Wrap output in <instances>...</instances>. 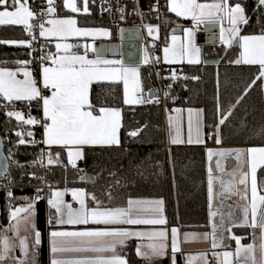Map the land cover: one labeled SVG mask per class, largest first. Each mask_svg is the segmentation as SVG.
Listing matches in <instances>:
<instances>
[{"label":"snow or ice","instance_id":"1","mask_svg":"<svg viewBox=\"0 0 264 264\" xmlns=\"http://www.w3.org/2000/svg\"><path fill=\"white\" fill-rule=\"evenodd\" d=\"M64 7L73 13H79L81 9L77 6V0H63ZM48 8L46 14H54L56 8L54 0H47ZM83 12L88 13V0H83ZM260 5H264V0H259ZM0 26L14 25L22 26L23 30L31 39L29 41H0V43L17 44L31 47L32 41L36 39L34 29H39V36L44 38L55 37L59 41H67L70 37H96L108 36L109 32L104 29H82L77 27V20L48 19L44 22L33 24L36 18L28 6V0H0ZM170 11L180 17H190L194 24L198 25L206 20L214 22L227 21L228 28H221V42L231 46L237 39L240 31L238 25L247 23L244 9L240 3L232 6L229 0H213L211 3L198 2V0H170ZM154 29L148 26V33L152 35ZM185 36L187 43L177 46L176 36L172 37L173 45L165 47L164 60L167 63L182 62L187 58L189 64L200 63L199 49L195 48L193 42V30L186 29ZM240 47L243 51L240 58L235 63L246 65H258L259 75L256 79L264 78V34L243 36L239 38ZM56 52L48 53L41 57L42 63V85L43 89L49 90L50 95H43L38 87L36 79L27 70V65L31 61H18L24 66L23 70L16 71L7 68H0V98L13 103L16 101L27 102L29 105L33 101H42L44 128V143L48 146L58 145L67 149L69 163L75 167L76 161L83 157L85 146L114 145L119 144L118 132L121 127V111L117 108L100 107L96 108L90 99V89L94 82L112 81L123 82L124 103L140 104L142 99V86L138 68L124 67L120 61L102 59L97 55L96 59H88L87 50L89 45L85 44V54L80 55L74 52V48H79V44L58 42L55 45ZM93 52L97 49L91 48ZM48 62V63H45ZM148 57L145 56V63ZM23 79H19V75ZM175 79V73H173ZM255 83V81H253ZM167 95V93H165ZM151 102V100L147 101ZM179 111V110H177ZM231 113H229L230 115ZM9 117H14L17 121L26 125H36L41 121L29 116L25 118L22 111H9ZM199 112L195 113L193 120V110L189 109L188 143H202L200 139L201 122ZM227 117L220 119L223 124ZM173 118L169 117L171 125ZM195 132L196 140L193 141L192 134ZM18 136L21 133H17ZM32 133L28 132V136ZM135 137L138 132L130 133ZM177 136L173 137L171 143L182 142ZM25 141L20 140L23 144ZM219 143V140H217ZM237 157L242 155L244 150H236ZM249 154L250 173L241 171L239 179L236 173L227 174V179L214 176L212 169H209L208 194L210 209L213 208L211 201L214 199V185L219 182L220 195L228 197L239 193L237 185H244L242 199L247 203L242 208L243 224L253 229L254 242L248 245L241 244V238L232 236L236 242L234 251H213L212 255L217 259L218 264H264V195H258V185L256 172L258 166H264V148L247 149ZM57 157L59 153L56 154ZM213 155L223 157L224 152H208L209 159ZM48 164L52 165L54 160L51 153L48 154ZM217 168L220 169V162L217 161ZM223 171L222 169H220ZM251 177V198L248 199V181ZM83 179V177H82ZM260 187L264 189V184ZM42 189H37L35 198L29 200L22 206L15 207L10 211V225L0 233V264L11 258L13 264H36V256L41 244V232L35 223L36 203L42 199L39 193ZM63 191H53L47 203L54 212L50 213L49 223L55 221L56 225L78 226L94 225L95 227H85L81 230H52L50 236V252L52 259L50 264H127V261L117 254L118 247H124L129 239L136 238L142 241L137 246V254L151 259L155 256L165 254L168 247V232L166 230H133L127 226H156L165 225L166 219L163 217L162 200H133L127 201L126 207L108 208L101 207L95 195L91 199L96 202V206L89 208L86 202L87 193L82 189H73L71 196L73 201L79 204L78 208H73L72 204L66 203L63 199ZM111 194L109 193V196ZM9 196L11 193L9 192ZM218 210H211L210 217L218 215ZM223 220V217H221ZM218 225L213 222L212 232L204 234H185L184 242L211 239L212 249L222 247L220 241L223 237L217 231ZM259 229V236L255 230ZM230 231V229H226ZM11 233L12 235H9ZM178 229L171 230V250L173 253L180 251L178 244ZM148 243H143L144 240ZM259 243H256V240ZM19 249L23 258L11 256L10 254ZM146 249V250H145ZM31 253V259L29 254ZM66 253H93V256L77 258H64ZM110 253L111 255H105ZM198 258L204 259L207 264L206 254L201 253L200 257L190 256L189 264Z\"/></svg>","mask_w":264,"mask_h":264},{"label":"trees","instance_id":"2","mask_svg":"<svg viewBox=\"0 0 264 264\" xmlns=\"http://www.w3.org/2000/svg\"><path fill=\"white\" fill-rule=\"evenodd\" d=\"M164 1V0H163ZM233 3V2H231ZM248 22L241 24L240 35L263 34L264 15L252 9L251 0L242 2ZM164 3V14H165ZM61 14H70L61 11ZM79 25L108 27L113 30L106 16L91 6L88 16L77 15ZM165 28H163L164 30ZM163 33V31H162ZM114 39L115 34L112 33ZM29 40L22 27L0 26V41ZM163 34V43L165 41ZM47 43V51H52ZM238 45L224 47L203 44L200 48L202 60L197 64L174 66L184 74L183 79L172 84L164 100L166 110L175 107L201 108L203 111L205 146L171 147V168L164 162L162 150V110L153 99H146L139 106L123 103L121 86L114 83L91 85L90 99L98 109L116 107L121 110L122 124L120 146L116 148H87L75 167L70 166L63 152L61 158L46 168L47 192L36 203L37 225L42 232L38 258L46 263V240L44 221L47 213L46 199L51 188L79 187L87 193V205H96L91 199L95 195L101 207L121 205L131 197L167 198L170 221L181 229L205 230L209 225V199L207 187L206 146L218 144L225 147L264 146V93L258 65L235 63ZM31 47L10 46L0 43V66L13 67L18 61L33 59ZM205 59L216 63H204ZM38 69L34 70L37 75ZM141 80L146 94L156 90L152 67L140 66ZM255 81V83H253ZM151 100V102H147ZM229 113H231L229 115ZM227 117L220 124L222 117ZM29 116H25L28 118ZM10 143L4 151L18 162L10 167L9 174L17 183L37 185L40 180L30 175H40L35 161L41 155L36 139L39 129L17 120H5ZM137 131L138 135L129 133ZM21 133L20 136L17 133ZM28 132L32 135L28 136ZM23 139L25 142L20 143ZM219 140V143H217ZM36 173V174H35ZM168 174H171L168 175ZM83 177V179H82ZM257 177H264V166L257 170ZM109 193L111 194L109 196ZM30 189L15 190L12 197L0 194V233L7 229V211L18 204L23 196L32 197ZM233 234L247 235L248 229L234 228ZM128 264H168L167 259L145 261L133 252L132 242L122 249Z\"/></svg>","mask_w":264,"mask_h":264},{"label":"crops","instance_id":"3","mask_svg":"<svg viewBox=\"0 0 264 264\" xmlns=\"http://www.w3.org/2000/svg\"><path fill=\"white\" fill-rule=\"evenodd\" d=\"M245 0H229V3L234 6L236 3H240L241 7L244 9V6L242 5V2ZM233 2V3H231ZM165 3V7H166V0H164ZM55 8H56V12L54 14L48 15L45 23L46 27H49V25L47 24V20L48 19H67V18H73L77 20V15L79 16H88L91 14V6H94L93 4H91V2L88 0V13H84L83 12V0H77V6L81 9V11L79 13H73L71 12L69 9H66L64 7V3L63 0H56L55 4H54ZM4 6H0V10H3ZM61 11H66L69 12L70 14H61ZM244 15H245V10H244ZM164 19H165V25L166 26V22H173L176 18L171 15L168 12H165L164 14ZM207 22H214V21H206L203 23H200L197 25V27L199 26H203L205 23ZM153 23L155 25L154 22H150ZM218 25V32H217V36H218V41H217V45H222L224 47H230L225 45L224 43L221 42L220 39V33H221V23L220 22H215ZM243 24V23H242ZM153 25V26H154ZM2 26H14V25H2ZM18 27H22V26H18ZM77 27L82 28V29H104L107 30L109 32L108 36H96V37H70L67 41H59L57 40V38L55 37H49V38H44V37H40L39 36V31H38V37L44 41H48L51 46H52V51L50 53H55L56 50V43L58 42H67V43H71V44H79L80 47L79 48H74L73 51L77 52L80 55H84L85 54V48L83 47L85 44L89 45V49L87 50V57L88 59H96L97 55L95 54V52H93L91 50L92 47L95 48V45L97 43H107L110 41H115L116 36L114 37V39L112 38V33H114V31L108 27H96V26H87V25H79L78 24V20H77ZM240 27V26H239ZM23 28V27H22ZM198 30V29H197ZM196 30V41L198 43V38H197V33L198 31ZM115 34V33H114ZM264 34V33H263ZM27 35V33H26ZM251 35H260V34H250V35H240L238 33L237 36V45L239 48V53H238V57L236 58L239 59L240 58V54L243 51V49L240 47V43H239V38L243 37V36H251ZM28 36V35H27ZM25 41H29L28 39ZM165 43V41H164ZM5 45H10V46H21V45H17V44H8V43H3ZM199 44V47L201 48V46L203 44ZM233 46V44L231 45ZM26 47V46H24ZM142 50V47H141ZM102 59H106V60H114V61H120L124 67H129V68H138L139 69V76H140V81H141V86L143 89V85H142V80H141V72H140V66L142 65H148V63H142L141 60V55H140V63L139 64H124L122 62V59L120 58V56H109V55H105V56H100ZM162 62L167 65V66H179L181 64H189L184 63L182 61L181 64H168L164 61V59H162ZM199 60L200 62L203 61L201 54H200V50H199ZM235 60V61H236ZM26 61V60H25ZM150 61V60H149ZM197 64V63H196ZM243 64V63H240ZM0 68H7L9 70H13L16 71L17 69H21L23 70L24 66L22 64H17L13 67H2L0 66ZM27 70L30 71L33 75V77L36 79L38 87L41 88L42 90V94L47 96L50 95V91L43 89V85H42V67L38 69L37 75L34 74V70L27 66ZM19 79H23V75H19L18 76ZM262 81V85H263V93H264V78H261ZM96 83H114V84H119L121 86V91H122V97H123V103H124V85L123 82H112V81H101V82H94L93 84ZM142 99L144 101H146V99H150L148 94L145 93L144 89L142 91ZM154 101V98H153ZM39 102V107H40V112H41V116L43 118V110H42V101H38ZM145 103V102H144ZM125 104V103H124ZM143 103L140 104H125L127 106H139L142 105ZM108 108H116V107H108ZM119 109V108H117ZM189 109L193 110V120L196 119L195 113L199 112V119L201 122V132H200V139L203 141L202 143H188V139H189V131H188V120H189ZM120 110V109H119ZM166 110V109H164ZM179 110V111H177ZM121 111V110H120ZM169 117H172V123L170 125L169 123ZM121 124H122V114H121ZM177 128L179 129V136L178 138L182 141L180 143H171V140L173 137L177 136ZM120 130L121 127L119 129L118 132V139H119V144H114V145H97V146H85L83 149V153L84 150L87 148H116L120 146ZM134 132V131H132ZM137 132V131H136ZM131 133V132H130ZM129 133V135H130ZM162 134H163V142L169 144L170 147H178V146H188V147H198V146H205V132H204V120H203V111L201 108H193V107H185V108H181V107H175V108H171L168 110L167 114L164 115L163 112V119H162ZM131 136V135H130ZM41 138H42V143L43 145L47 148L48 150V154L51 153L52 158L54 160V163L56 162V160H59L61 158V154H59V156L57 157V155H53L52 154V150H59L63 152L65 161L72 166L69 163L68 160V156H67V149L63 148L62 146H58V145H53V146H48L46 145L43 141L45 139L44 136V128H42V132H41ZM192 139L193 141L196 140V135L195 132H193L192 134ZM162 142V143H163ZM250 148H264V146H250V147H225V146H221L218 144H214V145H208L206 146V154H207V187H208V176H209V164H212V172L215 173L217 172V161L219 160V162H221L222 157L220 158L219 156L213 155L211 159H209L208 156V152L211 150L213 153H217L220 150L222 151V149H233L234 152L232 154L227 153L226 156H224V158H228L230 159L231 165H234V162H239V158L237 157V151L236 150H244L243 151V159L242 161L245 162V172H249L250 173V165H249V154L247 152V149ZM80 160V159H79ZM76 161V164L78 163V161ZM47 161H48V155H47ZM48 163V162H47ZM262 167V166H258L257 170ZM169 175V174H168ZM214 176L217 177H223L225 179H227V174H213ZM236 178L237 180L239 179V174H236ZM256 178H257V185H258V195H264V189H262L260 187L261 184H264V177H262L261 179H258L257 177V172H256ZM238 189H239V193L236 195H231L228 197H224L220 195V185L219 182H217L214 185V188H216V203L213 205V208L210 209V200H209V225L208 228L205 230H190V229H181L176 223L170 221L169 219V215H168V202H167V198H157V197H146V198H139V197H131L128 198L126 201H124L121 205H116V206H112V207H108V208H116V207H126L127 206V201L129 199H133V200H152V201H156V200H162L163 201V217L166 219L167 223L165 225H156V226H144V225H139V226H123V227H127V228H131L133 230H166L168 232V239H167V249L165 251V254L160 255V256H155L152 257L150 260L146 259L140 255L137 254V246L142 242L136 238H132L129 239L126 243V245L130 242H132V246H133V252L134 255L141 260H145V261H152V260H157V259H167L168 264H189V257L190 256H196V257H200L201 253H205L206 254V259H207V264H218L217 259L212 255L213 251L216 252H222V251H234L236 248V242L234 239H232V236L235 237H239L241 238V244L242 245H248L254 242V237H253V229L251 227L245 226L243 224V213H242V208L243 206L247 203V201H245L244 199H242V195L244 192V185H237ZM250 187H251V177L249 175V181H248V199L250 200L251 198V191H250ZM73 189H82L79 187H54L51 188L47 199H46V205H47V213H46V218L44 221V236H45V240H46V263L45 261L43 263H41V261H39L38 258V253H39V249L37 252V256H36V264H50L51 259H52V254L50 252V232L52 230H81L85 227H95L94 225H89V226H84V225H78V226H70V225H64V226H59L55 224V221L53 220L52 223H49V220L51 219L50 217V213L54 212V209H51L50 206L48 205L47 201L48 199L51 197V194L53 191H63L65 193L63 199L65 200L66 203L72 204L73 208H78L79 204L75 201H73L72 196H71V191ZM83 190V189H82ZM33 199L30 196H23L20 199H18V204L17 205H12L11 207H9L8 211H7V228L10 225V211L12 209H14L15 207L18 206H22L24 204H26L29 200ZM208 199H209V194H208ZM87 202V199H86ZM211 204H213V200L211 201ZM224 205H228L229 207L232 208L233 210V215L235 217V220L232 218L227 217L226 215L221 214L219 211L220 209L223 210ZM96 205H93L89 208L95 207ZM225 209V208H224ZM211 210H218V215L214 218L210 217V211ZM227 211V210H226ZM228 213V211H227ZM221 217H223V220H221ZM227 217V218H226ZM227 219V220H226ZM215 220V221H214ZM213 222H215L218 225L217 231L219 233V235H221L223 237L222 241H220V243L222 244V247L217 248V249H212L211 247V239L209 240H196V241H192V242H184V236L185 234H204V233H211L212 232V224ZM35 223H36V227L37 229L41 232V230L39 229L38 225H37V208H36V217H35ZM173 228L178 229V244H179V248L180 251L173 253L171 250V230ZM234 228H245L248 229V233L247 235L244 234H233L232 230ZM226 229H230V231H227ZM259 229L255 230V234L258 237L259 236ZM9 235H12L11 233H8ZM42 235V232H41ZM143 243H148V241L145 239L143 241ZM256 243H259V240H256ZM125 245V246H126ZM124 246V247H125ZM40 247V246H39ZM124 247H118L116 249V252L118 255H120L121 257H123L125 259V257L123 256L122 253V249ZM18 249V248H17ZM15 249L11 254V256H17L19 258H23L19 252V249L17 250ZM146 250V249H145ZM15 252V253H14ZM95 254L93 253H66L63 254L64 258H77V257H84V256H93ZM105 255H111L110 253H106ZM29 259H31V253L29 254ZM126 260V259H125ZM213 261V262H211ZM4 264H13V261L11 258L7 259L4 261ZM128 264V263H127ZM192 264H204V259L203 258H198L196 260H194L192 262Z\"/></svg>","mask_w":264,"mask_h":264},{"label":"built area","instance_id":"4","mask_svg":"<svg viewBox=\"0 0 264 264\" xmlns=\"http://www.w3.org/2000/svg\"><path fill=\"white\" fill-rule=\"evenodd\" d=\"M93 4L99 14L106 16L109 24L113 28L115 33V41L120 42V33L122 30H137L140 35V47H142L143 42H146V48L149 54V65L152 67L153 76L155 80V98L154 102L158 104L164 112V100L165 93H169V90L177 80H181L184 77L182 71L178 68L165 65L161 60V48L163 45V28L165 25L164 19V1L163 0H89ZM56 0H54L55 4ZM252 9L261 11L264 15V5L259 4V0H251ZM28 6L30 9L36 13V18L31 21L33 24H38L40 22H45L48 15L47 13V0H28ZM146 21L154 22L155 26L158 28V38L156 40H150L146 30L144 28ZM203 26L197 27L198 33L202 31ZM39 29H34L36 39L32 41L31 50L35 52L33 59H27L26 61H31L27 66L31 67L33 70H37L42 67L41 57L48 54L46 41L38 37ZM29 37V36H28ZM31 37H29V40ZM48 63V62H45ZM173 73H175V79H173ZM9 111H22L25 116H31L41 123L32 125L36 129H39L40 135L37 137L36 142L40 146L41 155L38 157L34 164L40 168V175H30L40 182L37 185H24L17 183L15 179L9 174L10 167H17L18 162L16 159L11 158L8 154L7 156L9 167L4 174L0 175V194L6 197H12L14 191L22 190L24 188L33 191L32 198L37 195V189H42L47 192L48 182L46 180V168H47V155L48 150L42 143L41 132H42V122L43 118L41 116L39 102L33 101L31 105L27 102H13L8 103L7 101L0 98V136L3 141L4 149L10 143L9 133L4 126L5 120H16L14 117H9L7 113ZM162 150L164 155V162L170 164V150L169 144L163 142ZM5 152V151H4ZM36 174V173H35ZM9 192L11 196H9ZM40 195V193H39ZM213 262V261H211Z\"/></svg>","mask_w":264,"mask_h":264},{"label":"water","instance_id":"5","mask_svg":"<svg viewBox=\"0 0 264 264\" xmlns=\"http://www.w3.org/2000/svg\"><path fill=\"white\" fill-rule=\"evenodd\" d=\"M218 25L215 22H207L203 25L202 31L197 33L198 43L200 44H216L218 41ZM120 42L110 41L107 43H97L95 45L96 55L99 56H120L124 64H139L141 47H140V35L137 30H122L120 33ZM237 45V41L233 43V46ZM204 63L211 64L216 63V60L205 59ZM150 99L155 98V92L150 91L148 94ZM231 165V163L229 164ZM9 167L7 156L4 152V145L0 136V175L4 174ZM212 169V164H209ZM216 203V188H214L213 204ZM224 208L228 211L229 217L235 220L233 210L228 205H224ZM215 221V220H214Z\"/></svg>","mask_w":264,"mask_h":264},{"label":"rangeland","instance_id":"6","mask_svg":"<svg viewBox=\"0 0 264 264\" xmlns=\"http://www.w3.org/2000/svg\"><path fill=\"white\" fill-rule=\"evenodd\" d=\"M198 2L211 3V2H213V0H198ZM169 4H170V0H166L165 12L170 13L176 19L173 22H170V23L166 22V26H164L165 29L163 30V34H164L166 39H165V43H163L162 48H161V58L164 59V51H163V49L165 47H171L173 45V40H172L173 36H176L178 38L175 41L177 46L181 45L182 43H185V44L187 43V37L185 36V30L186 29H192L193 30V33H194V36H193L194 46H195V48H198L200 50L199 44L196 41L197 25L194 24V22L192 21V19L190 17H180V16H177L175 13L171 12L170 8H169ZM206 21H211V20H206ZM206 21H204V22H206ZM201 23H203V22H201ZM241 24L242 23H240L238 25V27ZM153 25H154L153 23H150L149 21H146L145 26H144V28L146 30V33L148 34V37H149L150 40H156L158 38L159 30L158 31H154L152 35H149V33H148V26H152L154 29H158L155 25L154 26ZM222 27L223 28H228L227 21H224V22L221 23V28ZM234 42H235V40L233 41V43ZM145 56L148 57V62H149V54H148V50L146 48V42L144 41L143 44H142V50H141L142 63H145ZM183 62L187 63V58H185L183 60ZM181 63L182 62H176L174 64H181ZM168 64H173V63H168ZM167 112H168V110H164V115L167 114ZM162 119H163V114H162ZM219 152H224L225 153L224 156H226L227 153L232 154L234 152V150L233 149H222V151L220 150ZM224 156L222 157L221 162H220V169H222L223 171H221L220 169L217 168L216 169L217 172H215V173H217V174H229V173H233L234 172L236 174H240L241 171L245 172V162L242 161L243 153H242V155H240L239 162L235 161L234 165H229L232 161L230 159H228V158H224ZM168 165L171 168V163L168 164ZM215 173H213V174H215ZM169 175L171 176V174H169ZM219 211H221L220 212L221 214H223V215L227 214V217H229V213H227L226 209L223 208V210L220 209Z\"/></svg>","mask_w":264,"mask_h":264}]
</instances>
